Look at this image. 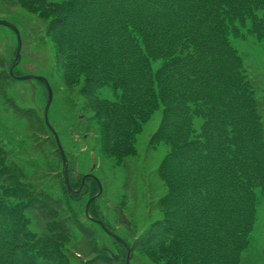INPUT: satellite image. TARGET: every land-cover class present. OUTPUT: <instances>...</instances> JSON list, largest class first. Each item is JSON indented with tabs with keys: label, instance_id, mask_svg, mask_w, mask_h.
<instances>
[{
	"label": "trees",
	"instance_id": "obj_1",
	"mask_svg": "<svg viewBox=\"0 0 264 264\" xmlns=\"http://www.w3.org/2000/svg\"><path fill=\"white\" fill-rule=\"evenodd\" d=\"M6 1L47 20L61 83L82 97L106 159L136 157L143 125L161 113L149 145L166 148L156 169L164 192L148 204L160 217L132 235L130 260L143 252L156 264H264L253 239L264 99L232 44L264 41V0ZM9 80L0 58V84ZM4 101L62 160L44 116ZM28 168L0 137V264H125L127 248L115 240L123 258H110L70 204L92 198L96 179L70 180L83 185L70 193L63 168L56 195ZM89 213L98 217L94 203Z\"/></svg>",
	"mask_w": 264,
	"mask_h": 264
},
{
	"label": "rangeland",
	"instance_id": "obj_2",
	"mask_svg": "<svg viewBox=\"0 0 264 264\" xmlns=\"http://www.w3.org/2000/svg\"><path fill=\"white\" fill-rule=\"evenodd\" d=\"M2 20L12 23L18 29L21 39L20 59L14 73L45 77L50 83L53 101L48 117L67 156L69 180L76 183L78 177L83 178V175L92 172L101 183L102 192H97L89 199L84 195L79 201L70 200V204L82 222L95 232L98 244L110 250L118 261L123 258V248L116 243L112 234L122 239V245L128 252L124 256L127 264L126 258L129 252L131 254L132 235L141 232L152 220L160 217L148 204L152 199L160 198L164 192V187L156 176V169L166 148L163 145L154 148L149 145L152 134L160 124L161 113L157 111L143 125L136 144L137 156L121 165L112 163L104 157L102 146L97 142L95 123L89 118L82 97L71 93L61 83L55 49L46 33L47 20L21 5L0 0V21ZM232 44L242 56L259 97L264 99V41L259 42L253 36L246 35L232 37ZM17 45L15 31L0 24V58L4 60L8 71L15 62ZM4 95L12 97L22 107L35 108L43 118L47 102L45 85L36 79L19 81L16 78L0 84V137L7 148H12L14 155H19L28 165L30 171L41 175L39 182L42 186L56 195L63 194L64 184L60 175L63 172L62 160L55 155L50 143L44 140V135H35V132L28 129L26 120L14 115L4 101ZM101 95L112 97V90L103 88ZM82 189L83 185L79 190ZM123 192L127 197H123ZM92 203L98 217L89 213ZM253 239L258 253L264 254V203L258 206ZM128 264L156 263L141 252L140 255H134V260H130Z\"/></svg>",
	"mask_w": 264,
	"mask_h": 264
},
{
	"label": "water",
	"instance_id": "obj_3",
	"mask_svg": "<svg viewBox=\"0 0 264 264\" xmlns=\"http://www.w3.org/2000/svg\"><path fill=\"white\" fill-rule=\"evenodd\" d=\"M0 24H3V25H7V26H10L12 27L15 31H16V34H17V37H18V48H17V53H16V63L11 67L10 69V72L12 74L13 77L19 79V80H25V79H37V80H40V81H43L46 86H47V89H48V100H47V104H46V107H45V120H46V123L47 125L52 129V127L50 126V123H49V120H48V110H49V107L51 105V102H52V99H53V92H52V89L48 83V80L44 77H39V76H32V75H25V76H16L14 73H13V69H14V66L18 63L19 59H20V48H21V39H20V35H19V32L18 30L16 29V27L11 24L10 22L8 21H0ZM53 130V129H52ZM54 134H55V137H56V142L58 144V147L60 149V152H61V155H62V159H63V164H64V169H65V180H66V183H67V186L69 188V190H71V186L69 184V180H68V160L66 158V155L64 153V150L62 148V145L60 143V140L56 134V132L53 130ZM100 189H99V193L102 191V187L99 186ZM112 234V233H111ZM114 237H116L117 239H120L118 238L116 235L112 234ZM129 259V257H128ZM128 259H127V264H128Z\"/></svg>",
	"mask_w": 264,
	"mask_h": 264
}]
</instances>
